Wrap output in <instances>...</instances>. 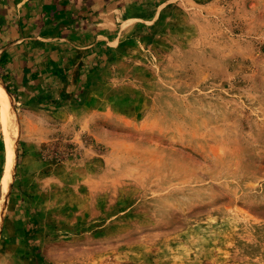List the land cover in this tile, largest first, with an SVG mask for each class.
<instances>
[{
    "label": "rangeland",
    "instance_id": "1",
    "mask_svg": "<svg viewBox=\"0 0 264 264\" xmlns=\"http://www.w3.org/2000/svg\"><path fill=\"white\" fill-rule=\"evenodd\" d=\"M109 17L62 96L0 74V264H264V0H80L81 28Z\"/></svg>",
    "mask_w": 264,
    "mask_h": 264
},
{
    "label": "crops",
    "instance_id": "2",
    "mask_svg": "<svg viewBox=\"0 0 264 264\" xmlns=\"http://www.w3.org/2000/svg\"><path fill=\"white\" fill-rule=\"evenodd\" d=\"M34 1L25 0V6L16 2L12 10L0 15L1 79L18 98L35 99L48 93L62 96L60 92L80 81V70L100 66L105 52L117 44L119 25L113 20L116 17H109L107 21L115 23L109 30L101 29L100 22L91 29L81 28L80 0L68 2L77 3L76 7L63 8L62 14L66 11L69 16L39 18L31 7ZM90 9L94 13L95 8ZM58 78L62 91L54 93L53 86H59L53 82Z\"/></svg>",
    "mask_w": 264,
    "mask_h": 264
},
{
    "label": "bare ground",
    "instance_id": "3",
    "mask_svg": "<svg viewBox=\"0 0 264 264\" xmlns=\"http://www.w3.org/2000/svg\"><path fill=\"white\" fill-rule=\"evenodd\" d=\"M1 111H2L3 116H4L3 119L5 121L6 127H8L11 115L9 112L5 111L4 108H1ZM11 147H12V143H11V141H8V143H7L8 157L10 155ZM11 168H12L11 164H9V162H8V166L4 172V177H2L3 179L0 182V219H1V211L3 210L2 206H4L3 205V201L5 199L4 195H5L6 190L9 188V181L11 178Z\"/></svg>",
    "mask_w": 264,
    "mask_h": 264
}]
</instances>
